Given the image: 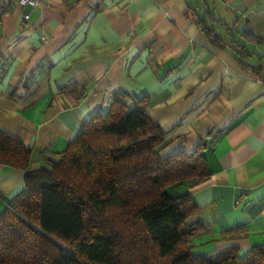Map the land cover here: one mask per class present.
<instances>
[{
    "label": "crops",
    "instance_id": "1",
    "mask_svg": "<svg viewBox=\"0 0 264 264\" xmlns=\"http://www.w3.org/2000/svg\"><path fill=\"white\" fill-rule=\"evenodd\" d=\"M209 2L44 0L31 8L0 0V128L32 149L35 169L116 97L130 105L147 97L166 134L163 155L203 146L210 175L167 189L199 206L192 220L204 230L192 252L237 245L244 255L264 245V81L230 47L210 43L197 19L264 39V0H219L233 11L231 25ZM24 188L25 170L0 164V216Z\"/></svg>",
    "mask_w": 264,
    "mask_h": 264
},
{
    "label": "trees",
    "instance_id": "2",
    "mask_svg": "<svg viewBox=\"0 0 264 264\" xmlns=\"http://www.w3.org/2000/svg\"><path fill=\"white\" fill-rule=\"evenodd\" d=\"M197 23L264 81V52L247 46H263V38L236 27L237 39L228 26L221 34L207 18ZM149 106L147 97L133 105L116 97L49 166L35 169L32 149L0 128V164L25 170L24 190L0 216V264H264V245L244 255L237 245L192 252V237L204 230L192 220L199 206L167 189L210 175L203 146L163 155L166 134Z\"/></svg>",
    "mask_w": 264,
    "mask_h": 264
},
{
    "label": "rangeland",
    "instance_id": "3",
    "mask_svg": "<svg viewBox=\"0 0 264 264\" xmlns=\"http://www.w3.org/2000/svg\"><path fill=\"white\" fill-rule=\"evenodd\" d=\"M209 5L212 8L216 7V8H212V12L214 13L215 16L220 17L221 19H224L226 21L229 22V25L232 24V19H233V11L231 9H229L228 7H226L225 5L221 4L219 2V0H213L214 2H212L211 0H209ZM200 15H205L204 9L201 8V12ZM231 23V24H230ZM209 25L212 26L213 25V21L209 20ZM238 29H242V27L237 26ZM234 32V31H233ZM237 34V33H236ZM239 39V37H237ZM249 49L255 48L254 46L248 44L247 45Z\"/></svg>",
    "mask_w": 264,
    "mask_h": 264
},
{
    "label": "built area",
    "instance_id": "4",
    "mask_svg": "<svg viewBox=\"0 0 264 264\" xmlns=\"http://www.w3.org/2000/svg\"><path fill=\"white\" fill-rule=\"evenodd\" d=\"M20 6H29L35 8L43 3L44 0H15ZM30 15L26 14L25 18L29 19Z\"/></svg>",
    "mask_w": 264,
    "mask_h": 264
},
{
    "label": "water",
    "instance_id": "5",
    "mask_svg": "<svg viewBox=\"0 0 264 264\" xmlns=\"http://www.w3.org/2000/svg\"><path fill=\"white\" fill-rule=\"evenodd\" d=\"M203 143H204V145H207V140H205Z\"/></svg>",
    "mask_w": 264,
    "mask_h": 264
}]
</instances>
